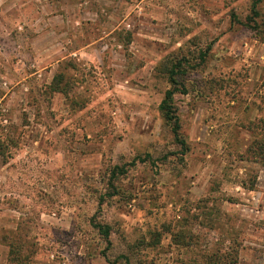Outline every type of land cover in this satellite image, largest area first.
<instances>
[{"label":"rangeland","instance_id":"1","mask_svg":"<svg viewBox=\"0 0 264 264\" xmlns=\"http://www.w3.org/2000/svg\"><path fill=\"white\" fill-rule=\"evenodd\" d=\"M263 134L264 0H0V264H264Z\"/></svg>","mask_w":264,"mask_h":264},{"label":"trees","instance_id":"2","mask_svg":"<svg viewBox=\"0 0 264 264\" xmlns=\"http://www.w3.org/2000/svg\"><path fill=\"white\" fill-rule=\"evenodd\" d=\"M258 2H261V0H258ZM254 15L256 19L261 17L259 10H257V4H255L254 6ZM181 69L182 61L180 60L176 64H173L168 71H166V75H168V81L171 84V88L167 91L165 98L159 108L163 119L168 125L171 126L172 133L177 141L181 140V123L176 106L174 104V97L176 94L180 93L178 88L179 84L177 83V77L180 76L181 73H183L182 75H185L184 71H181ZM181 145L184 146L185 149H187V144L182 143ZM247 153L251 154L254 157V159H252L253 162L259 164L264 168V139H262L261 141H254ZM104 234L106 237L109 236V233L106 231L104 232Z\"/></svg>","mask_w":264,"mask_h":264},{"label":"crops","instance_id":"3","mask_svg":"<svg viewBox=\"0 0 264 264\" xmlns=\"http://www.w3.org/2000/svg\"><path fill=\"white\" fill-rule=\"evenodd\" d=\"M240 259L243 260V257H241Z\"/></svg>","mask_w":264,"mask_h":264}]
</instances>
